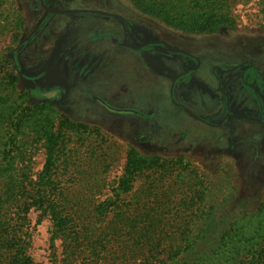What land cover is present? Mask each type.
I'll return each instance as SVG.
<instances>
[{"label":"rangeland","instance_id":"rangeland-1","mask_svg":"<svg viewBox=\"0 0 264 264\" xmlns=\"http://www.w3.org/2000/svg\"><path fill=\"white\" fill-rule=\"evenodd\" d=\"M228 2L233 30L187 34L146 16L130 0H46L49 9L62 11L58 15L43 11L39 0H0V130H13L5 121L12 106L30 114L29 105L49 104L54 116L36 132L25 129L29 137L19 136L21 142L32 140V154L16 156V168L6 176L28 189L46 157L39 135L59 132L63 151L50 175L59 205L76 214L79 233L72 254L63 239L51 241L50 220L30 209L24 229L34 262L139 264L142 254L148 255L135 247L146 243L139 235L142 227L154 224L159 242L168 246L191 229L204 204L223 212L233 208V200L241 203L261 193L264 0ZM121 18L132 42L153 45V53L112 42V35L120 37ZM186 71L191 72L181 77L179 88L172 75ZM216 75L226 98L217 90ZM12 76L15 91L10 92ZM190 79L201 97L197 101L181 88ZM135 159L152 162L141 161L146 165L138 169ZM115 194L117 207L107 206L99 217L97 208ZM199 198L206 203L200 206ZM124 218L136 232L121 228L106 253H81L108 225L124 227ZM120 243L136 252L133 260L116 259ZM165 259L162 254L154 264Z\"/></svg>","mask_w":264,"mask_h":264},{"label":"trees","instance_id":"trees-1","mask_svg":"<svg viewBox=\"0 0 264 264\" xmlns=\"http://www.w3.org/2000/svg\"><path fill=\"white\" fill-rule=\"evenodd\" d=\"M132 5L148 17L164 23L167 27L187 34H215L220 30H233L236 22L231 15L228 0H130ZM16 77L12 76L7 85L10 92L15 91ZM0 101L1 96H0ZM25 103V101H22ZM1 104V102H0ZM20 105V104H18ZM31 106V105H29ZM33 110L30 114H23L19 107H10L5 121L12 125V131L0 130V264H37L28 255V237L24 225L30 209L40 211L52 224V238L63 239L67 242L66 248L72 251L79 241V233L75 215L59 205V196L54 192L55 182L51 179L50 169L54 158L63 151V147L53 131L40 134L45 147V161L43 170L38 174L36 181L25 186L23 181H15L9 171H14L16 156L24 158L32 154V140L21 142V138L29 137L24 130L36 132L46 122H51L53 111L51 105L29 107ZM10 112V113H9ZM27 116L28 118H25ZM31 137V136H30ZM141 161L151 163L149 160L135 159L141 169ZM136 165V164H134ZM16 168V164H15ZM54 187H51V186ZM56 190V188H55ZM113 199L102 203L96 210L99 217L106 215L107 206L115 205ZM118 200V199H117ZM200 206L204 199L199 198ZM232 201L231 209L217 212L213 206L198 209L196 222L190 230L181 232L180 240L163 246L158 240L154 224L150 223L139 230V235L146 243L135 245L137 253L142 254L139 264H154L157 257L165 255L164 264H264V188L255 199L246 198L245 202ZM257 204L254 207V202ZM206 203V202H204ZM205 208V209H204ZM121 215L120 213L118 214ZM241 224L240 226L238 225ZM250 224L245 227L243 223ZM122 226L108 225L106 231L101 230L94 235L95 239L85 244V250L93 256H98L99 251L106 253L113 248L116 232L131 230L136 232L134 225L126 218ZM89 234H93L89 233ZM158 240V241H156ZM113 241V242H112ZM130 246L120 243L115 252L116 259L131 261L136 252ZM112 255V254H111ZM120 255V256H118ZM115 259V258H114ZM114 259L109 258L111 263Z\"/></svg>","mask_w":264,"mask_h":264},{"label":"flooded vegetation","instance_id":"flooded-vegetation-1","mask_svg":"<svg viewBox=\"0 0 264 264\" xmlns=\"http://www.w3.org/2000/svg\"><path fill=\"white\" fill-rule=\"evenodd\" d=\"M39 5H40V7H41V9L43 10V11H45L47 14H49V15H54V14H61L62 13V11L61 10H57V11H55V10H51V9H49L48 7H47V5H46V0H39ZM104 16H106V15H104ZM108 17H116L115 15H112V14H109L108 15ZM115 20V19H114ZM121 20H122V22H121ZM120 28H121V30H120V37H117V35H112L111 36V40H112V42L114 43V44H117L118 45V47H120V45H122V47L124 46V48L126 47V48H131L130 50H141V52H145V51H150L151 53H153L152 51H153V48L152 49H149V48H151V47H153V45H147V47L148 48H145L146 46H144V45H142L141 46V44L139 45V44H134L133 42H132V40L130 39V37H129V33H128V28H127V21L124 19V18H121L120 20ZM47 22V21H46ZM46 22H45V24H46ZM45 24H43V26L45 25ZM47 25H45V27H46ZM111 26H113L114 27V29L116 30V27H117V25H115V24H111ZM99 29L101 30V28L99 27ZM111 31V30H110ZM109 35H111V34H109ZM117 37V38H116ZM158 42V44L157 45H159V46H161V45H165V43H163V42H160V41H157ZM170 48V47H169ZM171 53H175V54H178L177 56L179 57V56H181V54H184L183 52H176L175 50H171ZM84 61H89V60H84ZM179 65H181L180 63H179ZM57 65L55 66V68L57 69ZM228 70V69H227ZM177 71H178V68H177ZM229 71V70H228ZM191 71H186V72H183V73H177L175 76H173L172 75V79H174V80H176V79H178V81H179V88H180V79H181V77H183V75H184V77L188 74V73H190ZM190 81H192L191 79L190 80H187V81H185V85L184 86H182L181 85V88H183L184 87V91L186 92V94H189V96L190 97H192V98H195V101H197L196 100V97L198 98V99H200L201 97H199L196 93H195V90H193L194 89V87L193 86H191V84H190ZM181 82H183V80L181 81ZM221 81H220V79H219V77L216 75V83H217V86H218V92H219V94H223V96L226 98L227 96H226V94H224L223 93V89L221 88V86H220V83ZM178 88V89H179ZM192 88V89H191ZM203 92V91H202ZM204 93V95H207V93H205V92H203ZM200 102H201V104H203L204 103V100L202 99V100H200ZM183 107V106H182ZM227 109L226 110H228V106L226 107ZM184 110V109H183ZM186 110V109H185ZM188 111V110H187ZM191 112V111H190Z\"/></svg>","mask_w":264,"mask_h":264}]
</instances>
